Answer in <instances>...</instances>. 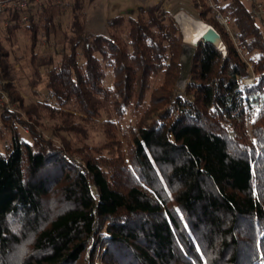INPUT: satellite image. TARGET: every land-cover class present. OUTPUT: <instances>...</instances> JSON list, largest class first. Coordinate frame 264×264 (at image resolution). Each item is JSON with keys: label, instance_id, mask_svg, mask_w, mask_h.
Wrapping results in <instances>:
<instances>
[{"label": "trees", "instance_id": "trees-1", "mask_svg": "<svg viewBox=\"0 0 264 264\" xmlns=\"http://www.w3.org/2000/svg\"><path fill=\"white\" fill-rule=\"evenodd\" d=\"M55 1L24 27L0 17V81L15 110L0 114L11 139L0 154V264H264V33L251 5L192 0L226 55L199 43L178 97L182 35L161 3L92 35L85 9L96 0H61L69 19L56 43ZM248 65L255 84L241 87ZM22 81L44 99L26 101ZM96 132L103 145L85 143Z\"/></svg>", "mask_w": 264, "mask_h": 264}, {"label": "rangeland", "instance_id": "rangeland-1", "mask_svg": "<svg viewBox=\"0 0 264 264\" xmlns=\"http://www.w3.org/2000/svg\"><path fill=\"white\" fill-rule=\"evenodd\" d=\"M198 4V10L201 9V4L200 0H193ZM210 4L209 0H204ZM261 2V0H258ZM162 4V8L167 11V13L173 18V16H176L178 13L183 12L193 18L196 21H202L199 18L198 13L195 10V7L193 5L192 0H96L92 4L86 6V29L88 31V34H105V23L106 21L114 17L116 15H132L134 16L136 14V11L139 7H145L148 5H154V4ZM248 4V3H247ZM250 6V4H248ZM264 5V3H263ZM69 19V14L67 10H64L61 12H58L55 18V23L56 26L58 27V31L55 35L56 38H54L55 42H60L61 41V29L65 25V22ZM176 22V21H175ZM203 22V21H202ZM204 23V22H203ZM262 23V31L264 33V16L263 20H261ZM178 28L180 29V25L176 22ZM206 24V23H205ZM233 27V26H232ZM223 28V27H222ZM234 31V28H233ZM181 32V30H180ZM20 36L22 37V33H19ZM182 35V34H181ZM235 35V32H234ZM53 38L51 40V45L47 44L43 39L40 40L38 51L42 54L50 53L52 51V46L54 45ZM230 38V37H229ZM236 38V36H235ZM23 40V39H22ZM231 40V39H230ZM26 41V40H25ZM232 41V40H231ZM28 44V42H25ZM183 43V42H182ZM23 45V44H21ZM235 46L236 49H240L238 44ZM54 47V46H53ZM184 47H182V53H181V72L178 77V80L175 84V91L177 88L180 86V84L177 85L178 81L184 80L186 78V82H188V75H189V68H190V62H191V57L192 54L189 57H186L184 54ZM238 51V50H237ZM194 52V48H193ZM19 54L22 52L19 51ZM17 67V66H15ZM252 69V67H251ZM250 70V69H249ZM182 77V78H181ZM180 79V80H179ZM112 83V77L109 75L105 81L103 82V85L105 87H110ZM27 82L22 81L18 84H16L20 95L26 99V101H37V100H43L44 96L40 97V99H36L30 94V90L27 89L26 87ZM187 84V83H186ZM180 88V87H179ZM174 91V92H175ZM12 110H14V106H11ZM3 111V110H2ZM0 109V114L2 113ZM132 118H130V115H127L125 119L121 122L118 130H117V136L118 139L121 143L122 149H123V154L126 155V145H125V139L123 137V132L125 131L124 129L128 127L130 123H132ZM99 122H104V119L99 120ZM116 124V123H115ZM43 128L42 131L45 134V136H53V129H52V123L48 121L43 122ZM118 126V125H116ZM20 135L24 138L27 137V133L23 130H20ZM54 140V143L59 144V140L52 137ZM89 145L92 146H101L104 143L103 136L99 133L96 132L94 135H92L91 139L85 142ZM10 144H11V139H10V134L8 133L7 130H5L1 126V121H0V154H5L9 149H10ZM103 153H107V151H103ZM74 160L76 162H79V156L77 154L74 155ZM94 190V189H93ZM90 252V246L87 248L86 253L88 254ZM96 264H102L100 259H96Z\"/></svg>", "mask_w": 264, "mask_h": 264}, {"label": "built area", "instance_id": "built-area-1", "mask_svg": "<svg viewBox=\"0 0 264 264\" xmlns=\"http://www.w3.org/2000/svg\"><path fill=\"white\" fill-rule=\"evenodd\" d=\"M245 3H248L252 7V12L255 15V17L261 21L264 16V5L262 2L258 0H241ZM55 5L61 9L63 8V1L57 0L55 1ZM43 6H42V0H0V17L6 13H13L18 15V24L21 27H24L29 24L30 18L33 16H37L39 13L42 12ZM215 19L220 23V25L223 27L224 31L228 34L232 42L235 46V35L232 27L231 20L228 16H222L219 13L215 14ZM5 27L8 25V22L5 21L3 24ZM239 53H241V49H237ZM249 67V73L246 77L240 78L238 80V85L241 87H251L255 84V77L253 74V71L251 69V65H248ZM182 78V77H181ZM180 80V79H179ZM186 78L182 81H178L177 85L180 84V88L178 87L175 91L176 95L178 97H181L183 95L185 86H186ZM4 82L0 81V109L1 111L7 107V109H12V107L8 103V98L6 95V92L3 90Z\"/></svg>", "mask_w": 264, "mask_h": 264}, {"label": "water", "instance_id": "water-1", "mask_svg": "<svg viewBox=\"0 0 264 264\" xmlns=\"http://www.w3.org/2000/svg\"><path fill=\"white\" fill-rule=\"evenodd\" d=\"M173 19L177 22L176 18L173 16ZM199 23L205 28L202 35L200 36H193L189 40L186 39L184 36L181 28L182 34V42L183 45H188L195 48L198 46L199 43H208L211 44L217 51H219L223 56L226 55V47L219 35V33L215 30L214 27L199 21ZM180 27V26H179Z\"/></svg>", "mask_w": 264, "mask_h": 264}, {"label": "bare ground", "instance_id": "bare-ground-1", "mask_svg": "<svg viewBox=\"0 0 264 264\" xmlns=\"http://www.w3.org/2000/svg\"><path fill=\"white\" fill-rule=\"evenodd\" d=\"M174 17L176 18L178 25H180V28L187 40L193 36L202 35L205 28L199 23V21L194 20L183 12L178 13ZM184 54L186 57L193 54V47L185 45Z\"/></svg>", "mask_w": 264, "mask_h": 264}]
</instances>
